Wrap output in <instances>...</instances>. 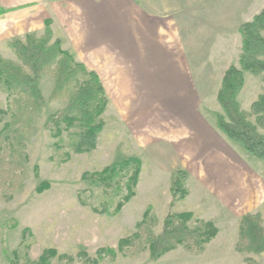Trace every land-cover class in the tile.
Here are the masks:
<instances>
[{"label": "rangeland", "instance_id": "obj_1", "mask_svg": "<svg viewBox=\"0 0 264 264\" xmlns=\"http://www.w3.org/2000/svg\"><path fill=\"white\" fill-rule=\"evenodd\" d=\"M150 2L159 4V0ZM237 2L240 6L234 28L218 27L221 23L218 5ZM183 7L190 11L191 18H181L180 28L175 33L168 31L161 40L170 49L179 48L180 53L186 52L197 67L198 75L192 77L199 91L196 128L191 116L186 114L187 109L168 106L167 102L148 91L161 85L143 86L141 76L127 74L125 60H99L103 55L113 57L125 52L124 44L119 48L104 44L91 49L87 47L90 45H84L85 49L81 50L75 44H69L67 38L56 36L53 22L50 24L52 42L60 39L63 49L77 61L89 69L99 61L108 62L100 74L108 106L101 115L104 127L97 136L96 148L76 153L74 147L78 144L80 129L67 130L62 125V134L55 136L56 131H51L48 126L53 113L66 110L82 79L52 99L55 65L48 69L41 79L45 102L38 109H32L28 104L26 87L11 96L0 81V109L6 111L11 103L16 112V116L0 113V154L5 156L0 161V264H9L3 254L4 245L11 256L16 251L19 253V264H36L48 248H55L60 254L73 258L54 259L53 264H88L87 258H96L101 248L115 249L116 256L106 255L99 264H264V252L237 249L245 215L260 214L264 227V203L258 209L256 203H248L247 197L239 194L243 189L233 187L238 182L236 179L230 188L221 189L217 181L207 177L205 168L198 167L195 171L194 167L191 172L189 167V146L195 139V132H202L201 119L206 125L213 124L212 131L224 140L229 139L231 150L236 153L239 149L238 142L228 138L218 127V115L225 114L218 101L225 74L222 73L223 64L217 63V68L211 70L206 59L214 53L212 49L219 52L227 36L233 39L229 59L238 57L239 49L235 45L238 28L245 20H251L254 13L257 15L264 9V0H183ZM172 36H176L177 44L175 41L174 44L166 42ZM13 52L12 55L9 50H2L5 58L0 57L20 63L14 49ZM183 78L176 79L178 83L181 79V88ZM160 80L163 81L164 77ZM247 87V91L254 89L246 98L242 96L240 107L246 111L248 121L264 134V127L258 123L259 116L252 108V104L264 94V78H249ZM6 123L13 126L2 132ZM8 137L14 140V147L9 145ZM167 146L181 154H166ZM22 154L28 155L27 161ZM132 157L141 160L135 195L117 214H109L116 210L127 195L128 187L132 186L130 178L135 166L107 182H98L86 174L102 171L115 162ZM177 169L187 173L185 186L188 195L185 198L171 192L172 175ZM46 181L50 188L39 193L38 187ZM187 211L195 214L194 220L188 223L190 227L200 224L197 219L212 221L218 228L217 236L202 250L195 245L192 248L181 245L158 260H152L149 251L151 234L163 230L168 215ZM14 221L18 225L10 228ZM26 228L29 232L24 238ZM124 238L132 240L121 248L120 241ZM83 252H87L88 257Z\"/></svg>", "mask_w": 264, "mask_h": 264}, {"label": "crops", "instance_id": "obj_2", "mask_svg": "<svg viewBox=\"0 0 264 264\" xmlns=\"http://www.w3.org/2000/svg\"><path fill=\"white\" fill-rule=\"evenodd\" d=\"M150 1L0 0V56L5 58L2 50H9L13 55L12 42L15 39L25 40L29 34L42 36L49 21L53 22L52 28L56 36L67 38L69 44H75L81 50L85 49L84 45H90L87 47L91 49L104 44L119 48L120 44H124L125 52L113 57L103 55L99 60H125L127 74L141 76L143 86L161 85L148 91L155 98L167 102L168 106L187 109L186 114L191 116L192 124L196 128L199 121L196 111L199 106V91L192 77L198 75L197 67H194L192 57L186 52L180 53L179 48L170 49L161 40L168 31L175 33L180 28L181 18L190 19V11L183 7V0H159L158 5ZM218 6L221 11V23L218 27L234 28L239 3ZM255 15L256 13L253 17ZM237 36L235 45L239 49L238 57L229 59V48L233 39L227 36L223 39L225 41H222L219 52L212 49L214 53L207 56L206 62L211 70L217 68V63L223 64L222 73L231 65H239L242 52L239 30ZM176 39V36H172V39L170 37L166 42L174 44L175 41L177 44ZM208 40L209 37L206 42ZM99 62L90 67L100 75L108 62ZM179 76L184 77L182 88L181 79L179 83L176 81ZM161 77H164L163 81L160 80ZM257 77L263 79L264 73L259 76L247 74L245 86L238 97L240 104L242 96L246 98L254 89L247 91L249 78L253 80ZM202 120V132H195V139L191 140L189 146L191 172H194V167L195 171L198 167L205 168L207 177L217 181L221 189L230 188L235 179L238 180L233 187L236 185L240 190L243 189L239 194L246 196L248 203H256L258 209L264 203V158L249 153L241 143H238L239 149L235 153L231 150L233 147L229 139L225 141L218 133L212 131L213 124L206 125ZM182 150L185 152L186 148ZM165 153L174 156L181 154L170 146L166 147ZM184 164L187 166V163ZM254 168L258 170L255 171Z\"/></svg>", "mask_w": 264, "mask_h": 264}, {"label": "trees", "instance_id": "obj_3", "mask_svg": "<svg viewBox=\"0 0 264 264\" xmlns=\"http://www.w3.org/2000/svg\"><path fill=\"white\" fill-rule=\"evenodd\" d=\"M51 21L46 24V32L42 37L29 34L25 40L15 39L12 43L20 63L5 60L0 57V81L7 87L11 96L19 89L26 87L25 92L28 97V104L32 109L40 108L45 97L41 88L42 76L48 69L55 65V87L51 98L60 96L66 88L73 83L80 81L76 91L71 96V100L64 111L53 113L48 120L51 131H56L55 136L62 134V125L65 129L78 128V144L74 147L76 153L92 151L97 146V136L103 130L104 122L101 115L108 106V98L104 84L100 75L89 69L84 63L77 61L74 56L62 47V41L56 39L52 42L53 34L50 28ZM242 37V53L239 65H231L225 72L222 85L218 93V101L224 109V115H218V127L230 139L241 143L245 150L258 158H264V134L258 131L256 125L247 119V115L241 109L239 95L245 86L246 73L260 75L264 73V9L254 16L250 21L243 22L239 27ZM253 112L258 114V123L264 127V94L253 103ZM13 104L9 103L6 111L0 109V113H12ZM74 113H71V112ZM12 123H6L2 132L9 131ZM9 145L14 147V140L8 137ZM24 160H28L27 154H22ZM5 158L0 154V161ZM134 170L131 175L132 186L128 187V193L124 196L114 212L117 214L123 205L134 195L139 175L141 172V160L139 158H128L106 167L102 171L88 173L86 176L94 178L98 182L113 180L121 172L131 168ZM38 174V167H36ZM187 178L186 171L177 169L172 175L171 192L185 198L188 190L185 186ZM50 188L49 182H43L38 187V192ZM195 214L187 211L179 214H170L164 221L163 230L159 234H151L149 239V251L152 260H158L166 253L184 246L192 248L194 245L202 250L204 245L211 242L218 234V228L212 221L199 220L197 227H190L189 222L193 221ZM141 224V223H140ZM139 224V225H140ZM18 225L14 221L10 228ZM29 232L23 230V237ZM138 236V233L134 235ZM240 242L237 249L239 251L254 250L264 252V227L260 214H247L241 223ZM132 239L124 238L120 241V247L131 242ZM2 239V243H3ZM3 254L9 264H19V253L9 254L6 246H3ZM83 255L88 257L87 252ZM116 256L113 248H101L97 252L96 258H87L88 264H99L106 255ZM73 260L68 254H60L55 248L44 250L36 264H53V260Z\"/></svg>", "mask_w": 264, "mask_h": 264}]
</instances>
